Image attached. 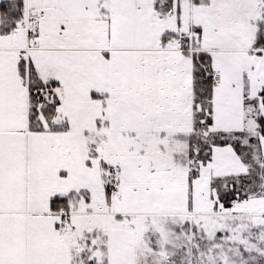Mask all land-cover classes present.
<instances>
[{
  "label": "snow or ice",
  "instance_id": "obj_1",
  "mask_svg": "<svg viewBox=\"0 0 264 264\" xmlns=\"http://www.w3.org/2000/svg\"><path fill=\"white\" fill-rule=\"evenodd\" d=\"M0 264H264V0H0Z\"/></svg>",
  "mask_w": 264,
  "mask_h": 264
}]
</instances>
